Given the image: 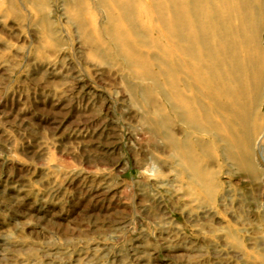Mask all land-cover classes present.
I'll use <instances>...</instances> for the list:
<instances>
[{
	"label": "rangeland",
	"instance_id": "374dc122",
	"mask_svg": "<svg viewBox=\"0 0 264 264\" xmlns=\"http://www.w3.org/2000/svg\"><path fill=\"white\" fill-rule=\"evenodd\" d=\"M177 1L0 0V264H264V0Z\"/></svg>",
	"mask_w": 264,
	"mask_h": 264
},
{
	"label": "bare ground",
	"instance_id": "6f19581e",
	"mask_svg": "<svg viewBox=\"0 0 264 264\" xmlns=\"http://www.w3.org/2000/svg\"><path fill=\"white\" fill-rule=\"evenodd\" d=\"M179 1V0H178ZM177 1V2H178ZM182 1V0H181ZM150 4V3H149ZM164 5V4H163ZM164 7V6H163ZM166 13V12H165ZM166 16V15H165ZM168 16V15H167ZM258 16V14H257ZM219 18V17H218ZM220 19V18H219ZM221 21V20H220ZM184 21H181V24H183ZM223 24V23H222ZM169 26V25H168ZM197 22H196V19H194V17L192 18V22L190 24V27L188 29V32H189V37H190V41L192 43V47L196 46L197 43L199 44L200 43V39H199V31L197 29ZM224 26V25H223ZM222 30V29H221ZM171 31V30H169ZM168 31V32H169ZM187 32V31H186ZM186 32L184 33V29L183 31L181 32V35H180V38H179V42L181 44V48L184 49L185 51V35ZM235 32V31H234ZM115 35V34H114ZM120 35V34H119ZM257 36V35H256ZM125 37V36H124ZM188 38V37H186ZM213 42V41H212ZM123 43V42H122ZM250 44V43H249ZM253 46V45H252ZM256 46V45H255ZM215 49V48H213ZM183 50L181 51V69L180 70V84H181V90H180V94H179V97H180V105L178 106L179 109H178V118L180 119V121L184 124V123H187L192 129H194V125L192 123H194L195 121V111H194V107L195 106H199V104L201 102H203V100H209V102H212L214 103L215 105L218 104V100H215V97L214 96H207V95H204L202 93H199L200 89H199V77L198 75L196 74V70L195 68L193 67L191 70L189 71H186V58H187V54L184 52ZM117 53V52H116ZM258 54V53H257ZM211 71V70H209ZM213 73V72H212ZM211 73V76L213 75ZM210 74V72H209ZM213 77V76H212ZM222 81L221 82H216V84L218 86H220V84H224V79L220 78ZM217 81L219 80V77L216 79ZM220 81V80H219ZM236 90H238V95H243L244 94V86L242 87H239V89L235 88ZM190 93L189 96L186 95V93ZM225 92V91H224ZM237 92V91H236ZM244 96V95H243ZM189 97V98H188ZM230 97V96H229ZM189 99V100H188ZM239 99V98H238ZM170 102V100H169ZM233 104H236L235 101H233ZM188 107H191L193 108V110H191L190 112L191 113H188L185 109L188 108ZM221 108H225L223 105H221ZM248 108V107H247ZM234 110V109H233ZM246 110V109H245ZM226 113L229 111V110H225ZM247 111V110H246ZM249 112V111H248ZM229 117H230V114H228ZM234 117L236 118H240V120L244 121V117L238 113V115H234ZM250 118V117H249ZM190 120V121H188ZM184 126V125H183ZM244 130V129H243ZM248 131V130H247ZM188 134V133H186ZM238 134V133H237ZM190 135V134H189ZM225 138V137H224ZM232 138V137H231ZM244 142V141H243ZM181 143V142H180ZM231 144V140H229V142ZM247 144V143H246ZM230 151V150H229ZM232 152V151H231Z\"/></svg>",
	"mask_w": 264,
	"mask_h": 264
}]
</instances>
